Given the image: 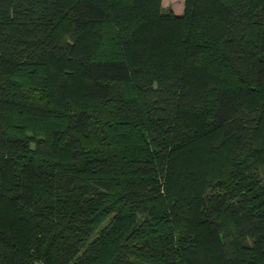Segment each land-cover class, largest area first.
<instances>
[{"label":"trees","instance_id":"trees-1","mask_svg":"<svg viewBox=\"0 0 264 264\" xmlns=\"http://www.w3.org/2000/svg\"><path fill=\"white\" fill-rule=\"evenodd\" d=\"M158 3L0 0V264H194L202 244L203 264H264V0H185L188 20H223L182 39L147 32ZM167 51L179 69L150 55ZM223 150L220 175L182 178L178 200L199 187L177 212L174 162Z\"/></svg>","mask_w":264,"mask_h":264},{"label":"rangeland","instance_id":"rangeland-1","mask_svg":"<svg viewBox=\"0 0 264 264\" xmlns=\"http://www.w3.org/2000/svg\"><path fill=\"white\" fill-rule=\"evenodd\" d=\"M142 6H138L136 5V7L128 9L127 11H121L118 16L119 17H123L125 14L129 15L130 19H129V25L134 21V19L139 16L140 14H143L146 12V10H144L143 8H141ZM141 10L140 12H138L137 10ZM154 11H156V9H153ZM159 11V12H158ZM157 12L162 16V15H168L169 13H172L173 15H175L177 17V22L171 24L170 22H166L161 16L159 15H154V17L149 18L146 21L147 24V32L149 33L150 30H153L154 32H160V35H166L171 31L173 33H177L179 32L178 35H174L175 38H179L182 39V34H180L181 31L186 30L188 28V31L191 33L192 29L195 28V25L197 26V28L200 29H204L207 31V34L210 37H214L216 30L221 28V24H222V20H223V13L219 10H214V8H204V10L200 11V13L198 14L199 16H197L196 18H193V20H188L185 16V0H159L158 3V8H157ZM151 25L148 27V25ZM125 26V32L129 33V30L127 28V24L124 23L123 24ZM120 30L122 32H124V28L123 26H121ZM145 31V30H144ZM152 32V33H154ZM156 33V32H155ZM94 37L92 35V28L90 29V31L88 32V34L84 37L83 42L81 44L82 48H86L88 46H90L93 41ZM193 39V35L191 34L189 36V45L191 44V41ZM169 42H172L174 44V38L172 40H166ZM176 44H182L181 46V51H182V47L184 48L185 43L183 41L178 40L176 42ZM178 51L180 49H177ZM164 53V51H161ZM135 53V52H133ZM132 53V54H133ZM170 53L171 51H167L165 53V57H161V53L160 52H152L150 55H152L154 58L159 59V61H156V64H158V62H162L163 64H165L167 62L168 66H175L176 68H180L182 62L179 58V56H176L174 58V63L168 62V60L171 59L170 57ZM172 56V55H171ZM146 64V63H145ZM187 69V68H186ZM185 74V73H184ZM189 79L191 80H204L206 78V75L198 69H192L189 68L186 71L185 74ZM62 94V93H61ZM192 120H190L192 123L194 124H199L200 119L197 117H193L191 118ZM260 140H264V123L262 125V130H261V137ZM200 145V149H208V141H206L205 139H203L202 141H200V143H198L197 146ZM223 149H228L227 147H224ZM227 153V152H226ZM225 153V150L218 152L214 154L213 157L210 156L211 159V163H207L209 162V159L206 160V162L201 163L198 167H192V164H188L186 166L185 162L182 163L180 160H176L173 164L172 167V175L170 178V182H169V191L166 194V200L168 201L170 206H175L178 210L177 212H181L187 209L188 204L190 202L191 196L193 193H197L198 187L199 185H197V176L199 177V179H204V177L207 174H215V175H220L222 173V168L224 167V164L226 163V157L227 154ZM226 155V157H225ZM258 159L261 162H264V152L262 153L261 151L258 154ZM205 160V158L203 159ZM215 161V163L213 164L212 162ZM206 165H208V168L206 167ZM190 167V168H189ZM190 173V174H188ZM194 173L197 175L196 176V181L195 183H193L191 190L193 191V193L188 196L189 199L188 200H183L182 198H177L178 195H180L181 193L185 192L188 193V188L186 187V185H183V187L181 186V180L184 176L186 175H191L192 177L194 176ZM191 179V178H190ZM190 179H188L190 181ZM176 204V205H174ZM179 205H181V207H179ZM175 208V209H176ZM197 224V223H196ZM197 227L192 228L193 231L196 230ZM197 232L201 235H203V231L201 228H197ZM201 246V245H199ZM202 248L198 251L197 256L191 258L190 262H193L194 264H203L205 262V245L202 244L201 246Z\"/></svg>","mask_w":264,"mask_h":264},{"label":"built area","instance_id":"built-area-1","mask_svg":"<svg viewBox=\"0 0 264 264\" xmlns=\"http://www.w3.org/2000/svg\"><path fill=\"white\" fill-rule=\"evenodd\" d=\"M35 264H41V263H39V262H36Z\"/></svg>","mask_w":264,"mask_h":264}]
</instances>
